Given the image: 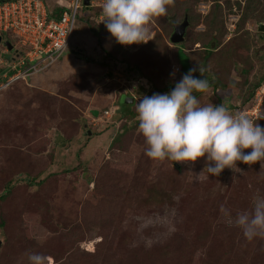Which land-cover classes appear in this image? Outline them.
Listing matches in <instances>:
<instances>
[{
    "label": "rangeland",
    "instance_id": "rangeland-1",
    "mask_svg": "<svg viewBox=\"0 0 264 264\" xmlns=\"http://www.w3.org/2000/svg\"><path fill=\"white\" fill-rule=\"evenodd\" d=\"M236 1H221L208 28L203 19L213 1L200 0L201 20L189 23L180 43L170 38L191 7L176 11L169 2L166 14L148 25L145 42L132 45L117 43L108 30L99 41L87 21L105 18L103 0L93 1L94 13L82 4L60 58L1 88L0 196L6 198L0 199V264H30L32 253L48 256L50 264H264V238L248 241L220 211L224 205L233 218L251 211L253 198L264 196V161H237L235 169L205 172L198 182L194 174L206 157L153 160L136 126V105L145 95L165 93L179 56L198 74L200 68L228 85L195 92L201 105L224 104L264 127V31L258 30L264 0H238L240 7ZM3 45L0 76L7 74L2 67L18 62ZM108 51L123 60L101 65L111 63ZM119 63L138 66L145 85L125 109L136 114L127 117L114 106L120 108L121 94L134 92L136 76L117 83L111 71ZM94 109L113 112L97 118Z\"/></svg>",
    "mask_w": 264,
    "mask_h": 264
},
{
    "label": "clouds",
    "instance_id": "clouds-1",
    "mask_svg": "<svg viewBox=\"0 0 264 264\" xmlns=\"http://www.w3.org/2000/svg\"><path fill=\"white\" fill-rule=\"evenodd\" d=\"M169 2L103 0V22L117 43H143L149 35L148 25L166 14ZM196 71L193 67L185 73L169 93L145 95L136 105L137 131L147 144L145 154L153 160L173 162H195L206 157L204 169L194 174L198 182L205 172L219 176L225 168L235 169L237 161L249 165L264 161V127L244 112L231 114L224 104L201 105L194 92L207 91L209 83L197 78L193 74ZM131 96L136 98L135 94ZM220 211L248 241L264 238V196H255L251 211L237 213L234 218L224 205ZM28 260L30 264H50L48 256L38 253L29 254Z\"/></svg>",
    "mask_w": 264,
    "mask_h": 264
},
{
    "label": "built area",
    "instance_id": "built-area-1",
    "mask_svg": "<svg viewBox=\"0 0 264 264\" xmlns=\"http://www.w3.org/2000/svg\"><path fill=\"white\" fill-rule=\"evenodd\" d=\"M82 3L67 1L60 17H54L45 0H0V33L11 34L23 47L17 54L18 62L11 65L13 73L4 83L0 81V89L39 73L59 59L70 45ZM179 71L180 66L174 63L173 77ZM114 75L120 81L121 73ZM112 112L106 110L104 116L110 117Z\"/></svg>",
    "mask_w": 264,
    "mask_h": 264
},
{
    "label": "trees",
    "instance_id": "trees-1",
    "mask_svg": "<svg viewBox=\"0 0 264 264\" xmlns=\"http://www.w3.org/2000/svg\"><path fill=\"white\" fill-rule=\"evenodd\" d=\"M199 1L200 0H193L192 1V6L193 7H191V6H189L188 4H189V2H190V0H170V4H171V6H173L175 9H176V11H180V10H185V6H187L188 5V7H191V8H188V9H190V10H186V14H185V16H184V18L185 17H187V21H188V26H189V23H191V22H193V24L195 25V24H197V23H199L200 22V13L199 12H197L196 11V7H197V5H198V3H199ZM211 1H213V8L210 10V12L208 13V15L203 19V22H207V23H209V26H208V28H211L210 26L213 24L212 23V20L211 19H213L214 17H216V13H217V9H218V7H220V4H221V1H225L228 5H231V3H230V0H211ZM246 2H247V5H249V3L250 2H252V0H245ZM45 2H46V4H47V6H48V8L52 11V16H54V17H60V15H61V13H62V10H63V8H64V5H62V6H60V5H55V6H50V5H48L49 3H47V0H45ZM83 4V3H82ZM236 4H238V7H240V4H241V2L240 1H236ZM251 4V3H250ZM84 5V4H83ZM87 9H90L91 11H93V13H94V4H93V1H92V3H91V5L90 6H86V5H84ZM51 7V8H50ZM81 7H82V5H81ZM80 7V8H81ZM185 7V8H184ZM221 8V7H220ZM211 15V19L209 18V16ZM213 15H214V17H213ZM243 16V15H242ZM78 17H79V14H78ZM92 18V17H91ZM91 18H89L88 19V23L87 24H89L88 25V27H89V29H90V31L93 33V35H95V37H98L99 38V41L101 40V38H103V32L104 31H106L107 29H106V27H105V24H104V19L103 20H101V21H97L96 23V25H94L93 24V19H91ZM198 18V19H197ZM242 18V17H241ZM200 19V20H199ZM244 20V19H243ZM212 23V24H211ZM188 26H187V28H188ZM187 28H186V30H187ZM186 33V32H185ZM4 36H6V39H8V41H10L11 42V39H10V36H11V34H4ZM3 36V37H4ZM183 42V41H182ZM13 44V43H12ZM4 47H5V45H3ZM70 46V45H69ZM69 46L66 48V50L69 48ZM6 47H7V45H6ZM210 46H208V45H206L205 46V53H209L210 51H212V49L211 48H209ZM8 49V48H7ZM12 49H14V52L16 53V54H14L15 56L14 57H10V58H17V54H21L20 52H23V47L21 46V45H19V46H17V45H15L14 46V44L12 45ZM6 51V50H5ZM107 54H109V56H111V57H106V58H108L109 60H110V62L111 63H107L106 61V64H101V65H105V66H107V64L108 65H112V60H114V62H115V59H117L118 57H120V59L121 60H123V58H121V56H119V55H117L116 57H113L112 58V55H114V54H112V52H107ZM60 58V57H59ZM87 61H89V59H87ZM102 62V61H101ZM123 62V61H122ZM104 63V62H103ZM173 63V62H172ZM174 63H177V64H179V66H180V71H179V73L177 74V76H175V77H172V76H170V78H171V80L169 81V82H167L166 83V86L163 88V90H164V92L165 93H169L173 88H174V86H175V84H176V82H178L181 78H182V76L185 74V73H187L191 68H190V66H189V59H188V57L186 58V62L184 63L183 61H182V59H180V57L178 56V61H176V62H174ZM113 69H112V73L114 72V71H122L123 73H125L126 74V76L128 77V79L129 80H132L131 79V77H130V75H134V76H136L134 79H135V83L132 85L134 88H132L133 90H134V92L133 93H129V94H137L138 92H139V90L140 89H142L144 86H142L143 84L141 83V76H140V73H139V71H138V66H134V65H128V64H126V63H119L118 65H114L113 64ZM170 66H171V64H170ZM3 68V70H6L7 71V74H5V75H3V76H0V81L1 82H5V81H7V79H8V76L9 75H11L12 73H13V71H12V69H11V65H6V67H2ZM115 69V70H114ZM38 74V73H37ZM114 74V73H113ZM170 74H172V72H171V70H170ZM197 78H200V79H207V81H208V83H209V86H213V88L214 89H219V88H221V89H224V88H227L228 87V85H225V84H223V83H221V81L219 80V79H217V78H213L210 74H203V72H200V74H198L197 72H195V73H193ZM33 75H35V74H33ZM29 77H32L31 75L29 76ZM114 78H115V75H114ZM116 80H117V78H115ZM114 79V80H115ZM264 80V76L261 78V80L259 81V82H261V81H263ZM26 81H27V78H26ZM117 83H119V81L117 80L116 81ZM260 83H258V85H259ZM121 85V84H120ZM145 88V87H144ZM1 90V89H0ZM126 93V92H125ZM194 94H195V92H194ZM121 97V96H120ZM119 106H120V108L118 109V106H114L115 107V110H114V113H115V111L116 110H118L117 111V113L118 114H120L121 116H131V115H135L136 113L135 112H133V111H131L130 109L128 110V111H126L125 109H126V107H131V104H128V103H121L120 102V99H119ZM106 110H111V109H106ZM105 110V111H106ZM99 111V110H98ZM105 111H104V113H105ZM104 113H101L100 111H99V114H98V116H95V117H97V118H102V116L104 115ZM133 117V116H132ZM129 119H131L130 117H128ZM137 122V124H136V126L138 125V120L136 121ZM125 125H126V122L123 124V126H122V128L123 127H125ZM123 133L122 132H120V133H117L115 136H114V139H115V141H113V143H111V145L112 144H114V143H116L118 140H120V138H121V135H122ZM113 139V140H114ZM6 198V195H1L0 196V199L1 200H4Z\"/></svg>",
    "mask_w": 264,
    "mask_h": 264
},
{
    "label": "water",
    "instance_id": "water-1",
    "mask_svg": "<svg viewBox=\"0 0 264 264\" xmlns=\"http://www.w3.org/2000/svg\"><path fill=\"white\" fill-rule=\"evenodd\" d=\"M91 3H92V0H83V4L86 5V6H90ZM174 26H175V31L171 35L170 39H171V41L173 43H180V42H182L185 39V32H186V28L188 26L187 17H185V20L183 21L182 24H176ZM258 30L259 31H264V23H259ZM0 39H1V37H0ZM6 45H7V48L9 50L12 49V44L10 43V41H7ZM0 55H1V51H0ZM120 102L121 103L133 104L135 102V97L125 93V94L121 95ZM92 113L95 116H98L99 111L95 109V110H92ZM1 244H2V241L0 240V248H1Z\"/></svg>",
    "mask_w": 264,
    "mask_h": 264
},
{
    "label": "crops",
    "instance_id": "crops-1",
    "mask_svg": "<svg viewBox=\"0 0 264 264\" xmlns=\"http://www.w3.org/2000/svg\"><path fill=\"white\" fill-rule=\"evenodd\" d=\"M7 41H8V39H7ZM11 44L13 43L12 41L10 42ZM14 44V43H13ZM12 44V45H13ZM15 46V45H14ZM17 46H19V44H18V42H17ZM6 50H8L7 48H5ZM18 56V55H17ZM55 63V62H54ZM179 65V64H178ZM119 72H121V77H120V83H123V85H124V83L125 82H123L124 81V78H125V76L124 75H126L125 73L123 74V72L122 71H119ZM118 71L116 72V71H114L113 73H119ZM127 77V76H126ZM118 80V79H117ZM126 84V83H125ZM131 93V92H130ZM123 94H125V93H123ZM122 95V94H121ZM130 95H134V94H130ZM95 110V109H94Z\"/></svg>",
    "mask_w": 264,
    "mask_h": 264
},
{
    "label": "flooded vegetation",
    "instance_id": "flooded-vegetation-1",
    "mask_svg": "<svg viewBox=\"0 0 264 264\" xmlns=\"http://www.w3.org/2000/svg\"><path fill=\"white\" fill-rule=\"evenodd\" d=\"M4 43V45H5V48H7L6 47V42H7V40L6 39H4V37H1V39H0V43Z\"/></svg>",
    "mask_w": 264,
    "mask_h": 264
}]
</instances>
